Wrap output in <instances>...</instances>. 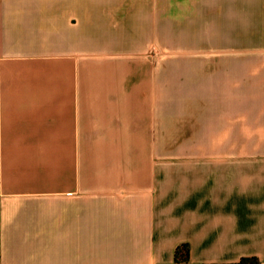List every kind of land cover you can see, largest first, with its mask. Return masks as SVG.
I'll return each mask as SVG.
<instances>
[{
    "label": "crops",
    "instance_id": "0c3cea01",
    "mask_svg": "<svg viewBox=\"0 0 264 264\" xmlns=\"http://www.w3.org/2000/svg\"><path fill=\"white\" fill-rule=\"evenodd\" d=\"M242 256L264 264V0H0V264Z\"/></svg>",
    "mask_w": 264,
    "mask_h": 264
},
{
    "label": "trees",
    "instance_id": "16d2710c",
    "mask_svg": "<svg viewBox=\"0 0 264 264\" xmlns=\"http://www.w3.org/2000/svg\"><path fill=\"white\" fill-rule=\"evenodd\" d=\"M188 248L185 243L179 245L175 249V259H187ZM200 264H258L256 256H242L234 261H203Z\"/></svg>",
    "mask_w": 264,
    "mask_h": 264
}]
</instances>
